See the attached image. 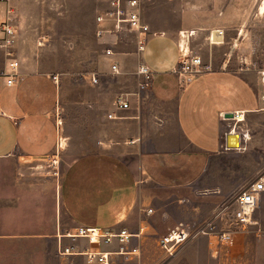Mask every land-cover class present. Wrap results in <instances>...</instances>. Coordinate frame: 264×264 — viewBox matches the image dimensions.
Masks as SVG:
<instances>
[{"label": "crops", "instance_id": "crops-1", "mask_svg": "<svg viewBox=\"0 0 264 264\" xmlns=\"http://www.w3.org/2000/svg\"><path fill=\"white\" fill-rule=\"evenodd\" d=\"M106 1L110 5L112 0ZM152 3L140 0L142 20L151 30L142 52L136 31L134 35L130 30L134 37L128 43L121 39L126 23L114 29L113 21L97 22V30H111L97 35L105 45L104 70L116 74L127 89L123 92L130 102L127 110L116 111L114 101L120 92L105 90L109 81L105 74L99 75V85H89L95 88L92 100L82 97L80 121L61 116L60 79L27 63L20 65L18 81L3 89L0 264H100L78 252L83 250L108 252L110 264L112 255L125 253L124 248L114 252V237L104 240L105 245L102 239L91 242L78 233L81 227L104 234L125 229L135 237L130 253L144 256L143 244L152 237L148 210H154L150 205L159 195L156 191L195 190L209 164L232 149L227 148L230 142L237 146V137L230 133L238 130V123L225 115L243 111L246 117L264 111L260 75L244 68L230 70L229 60L219 69L180 75V33L195 31L190 46L198 52L194 40L202 29L193 22L185 0H178L180 9L167 10L161 18ZM147 7L149 14L144 12ZM181 43L187 48L186 38ZM140 62L153 72L150 86L142 91L136 74ZM64 137L85 150L59 176L33 164L59 152ZM259 208L256 224L264 225V193ZM218 239L207 237L210 259L217 257V264H264V231L255 239L247 236L240 262ZM67 246H74V252L61 254L60 248Z\"/></svg>", "mask_w": 264, "mask_h": 264}, {"label": "rangeland", "instance_id": "rangeland-1", "mask_svg": "<svg viewBox=\"0 0 264 264\" xmlns=\"http://www.w3.org/2000/svg\"><path fill=\"white\" fill-rule=\"evenodd\" d=\"M10 1L16 15L18 34L15 49L20 62L60 79V110L63 119L72 116V121L76 118L80 121L82 97L85 95L88 96L85 99L92 100L95 96V88L92 86L100 84L99 75H108L109 81L104 83L107 92L114 90L121 94L127 90L116 74L104 70L108 61L105 58V45L98 40L97 16L112 8L108 1ZM185 1L188 10L193 13V22L202 29L195 37L194 46L207 63L219 69L229 60L230 70L244 68L258 76L264 60V16L259 14L263 0ZM152 4L158 7L160 18L167 10L174 12L180 9L178 0H154ZM149 11L147 7L144 12L149 14ZM123 30L125 34L121 39L128 43L134 37L132 33L135 35L136 32L131 33L126 26ZM213 30L223 31V43L212 44L210 33ZM184 33L187 34L186 31ZM237 129V135L243 138L242 142L237 137V146L223 152L209 164L204 180L195 190L189 193L156 191L159 195L155 196L154 204L150 205L154 210L148 216L151 229L148 233L152 237L143 244L144 256L130 253L135 246L134 236L129 243H121L114 237L113 243L117 245L114 252L124 248L125 253L112 255L110 264H195L196 261L197 264H217V257L210 259L207 237L210 231L219 236V233L228 229L231 214L222 213L219 217L216 214L232 201L234 194L243 185L264 170V111L248 113L246 120L238 123ZM65 139H62L64 144L61 143L63 148L59 152L33 161V164L41 170L52 169L59 176L67 163L85 150L80 145L71 146ZM227 210L231 212L233 206ZM261 211L262 208L257 209L256 218H260ZM222 215H225L224 219ZM180 223H184L191 231L204 230V233L169 257L160 239ZM248 230V239H255L263 233L264 225H251ZM218 243L222 244L219 239ZM101 245H105L104 239ZM238 250L237 247L230 248L234 259L240 262L242 254Z\"/></svg>", "mask_w": 264, "mask_h": 264}, {"label": "built area", "instance_id": "built-area-1", "mask_svg": "<svg viewBox=\"0 0 264 264\" xmlns=\"http://www.w3.org/2000/svg\"><path fill=\"white\" fill-rule=\"evenodd\" d=\"M10 0H0V103L2 91L5 87L14 85L20 77V59L15 49V42L17 41V27L15 24L16 15L14 8L10 3ZM111 9L99 14L97 16V22L104 23L107 21L114 22V29L121 27L122 23H126V27L129 30L137 32L138 51H144L146 40L151 33L149 25L145 24L142 20L140 11V0H112L110 2ZM111 31L106 28L100 27L97 30V34L100 36L103 33ZM223 32V31H222ZM182 33V32H181ZM180 33V35H181ZM195 31L192 30L188 33L189 45L188 48L183 49L181 42L179 47L181 49L179 57V68L177 69L180 75L191 76L204 71L210 70L212 65L207 63L202 55L194 51L190 46V37ZM111 52V49H108ZM114 72H118L117 65H112ZM136 74L139 77L138 88L140 91L146 90L153 77V72L145 64L140 62L137 65ZM261 81L264 84V60L258 70ZM57 79V76H55ZM262 102L264 106V95L262 96ZM114 107L116 111L127 110L130 107V102L126 95L119 94L115 101ZM1 112V107H0ZM109 117H115L113 113L108 114ZM227 118V117H226ZM235 123H239L245 120V113L242 111H235L232 117H229ZM238 132L232 130L231 135L237 136ZM246 135V133H245ZM239 146V145H238ZM229 144L227 148H232ZM264 193V170L261 171L253 180L243 185L233 196L232 201L223 206L222 209L216 214L219 217L223 214H231L229 228L219 233V240L228 248L237 247L239 252L245 249L246 238L248 234V228L251 225H255L257 220L255 213L259 207L261 196ZM233 206V210L228 212V208ZM149 212L152 209L148 210ZM225 215L221 218L224 219ZM79 234L89 238L91 242L100 241L104 239L106 242H110L113 237H118L120 242L128 243L131 241L134 234L127 232L123 229L117 233H101L97 228L87 227L79 228ZM204 233V230L191 231L184 223H180L175 229L171 230L168 234L164 235L160 239L161 246L165 249L168 256H174L180 251L184 245L189 243L192 239L199 234ZM97 234L98 240L94 238ZM210 235H217L216 232H209ZM74 246H67L60 248V253L67 254L74 252ZM123 250L121 248L120 252ZM86 255L89 261L98 259L100 264H109L108 252H91L89 250L78 251Z\"/></svg>", "mask_w": 264, "mask_h": 264}, {"label": "bare ground", "instance_id": "bare-ground-1", "mask_svg": "<svg viewBox=\"0 0 264 264\" xmlns=\"http://www.w3.org/2000/svg\"><path fill=\"white\" fill-rule=\"evenodd\" d=\"M259 14L260 15H262V16H264V0L262 1V3L260 4V6H259ZM185 31H182V33H181V38H180V42H181V40H182V38H186V45H187V48H188V45H189V39H188V35L187 34H185L184 33ZM210 39H211V42L213 43V44H221V43H223L224 42V36H223V32H222V30H213L211 33H210ZM181 45H182V43H181ZM182 48H183V46H182ZM184 49V48H183ZM62 144H64L63 142H62ZM236 145V144H235ZM231 146H234V145H231ZM94 238L96 239V240H98L99 239V237L97 236V234H95L94 235ZM170 260V259H169Z\"/></svg>", "mask_w": 264, "mask_h": 264}, {"label": "water", "instance_id": "water-1", "mask_svg": "<svg viewBox=\"0 0 264 264\" xmlns=\"http://www.w3.org/2000/svg\"><path fill=\"white\" fill-rule=\"evenodd\" d=\"M225 116H226L227 118L232 117V116H233V113H232V112L227 113Z\"/></svg>", "mask_w": 264, "mask_h": 264}]
</instances>
